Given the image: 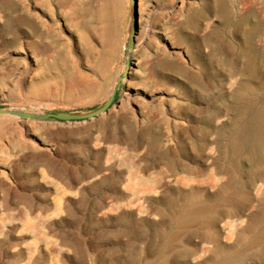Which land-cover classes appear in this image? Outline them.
<instances>
[{
	"label": "rangeland",
	"instance_id": "1",
	"mask_svg": "<svg viewBox=\"0 0 264 264\" xmlns=\"http://www.w3.org/2000/svg\"><path fill=\"white\" fill-rule=\"evenodd\" d=\"M147 1L141 13L139 0H27L56 54L37 56L38 69L35 42L21 30L17 45L0 47V264H264V0H250L247 27L260 38L243 45L257 73L236 90L227 73L243 62L234 31L243 0H224V21L208 16L211 55L194 39L206 34L198 29L209 0ZM192 12L200 17L190 20ZM180 29L185 41L173 49L162 34ZM5 34L0 27V42ZM189 44L200 68L181 54ZM139 57V67L170 65L167 91H133ZM112 95L97 119L40 118L92 112ZM138 98L154 107L159 141L110 148V127L131 119Z\"/></svg>",
	"mask_w": 264,
	"mask_h": 264
},
{
	"label": "bare ground",
	"instance_id": "2",
	"mask_svg": "<svg viewBox=\"0 0 264 264\" xmlns=\"http://www.w3.org/2000/svg\"><path fill=\"white\" fill-rule=\"evenodd\" d=\"M209 1H210V3H209L210 4V7H206L204 9V12L201 13V18H203L204 20L207 21L208 20V16L214 15L219 20L220 19L221 20L223 19V21H224V20L228 19L229 11L226 8V4H225V1L224 0H209ZM21 3H22V7H19V5H18L19 3L16 4V5H14L10 0H0V27L2 28L3 31H5V33H6L5 35H10V37L7 38V40H5V42L4 41H1L0 42V47L8 48V47H13V46L17 45L19 43V39L21 38L18 30L23 31L25 33V35H27L28 38H31L35 42V43H32L35 52H33L31 54V58L33 59L34 64L37 65L38 66V69H39L40 68V65H39V61L40 60L37 58V56L38 57L41 56V57H43L45 59H50L49 57H52V55L54 54V52H52V45L51 44H48V42L44 40L43 35L39 32L40 26L38 25V23L36 21L38 19V16L35 14L36 12L33 13L31 11V6L27 2V0H21ZM249 3H250V0H243V1H241L239 3L241 5V7H242V10H241V13H240V17L237 19V21L234 24V31L236 33L237 32H241L239 34V37H241V41L242 42L240 43V47H242V48H240L237 51V54H239L241 57H243V62H242L241 66L238 69H234V70L231 69L227 73V76L229 78L228 81H227V88L229 90H234V89L236 90V89L240 88L241 86H243V84H244L243 82L245 81V79L247 77V72L250 73V75H252V76H254L257 73V70H256L257 66L254 63V61L252 60V57L250 56V54H251L250 51L247 52V50L245 48H243V45L247 42V40H250L253 36L254 37L255 36H258V38H260L259 37L260 32L258 30H256L255 27H253V28L252 27H249V26L247 27V25H248L247 23L251 19V14H250V11H249ZM61 5H64V4H61ZM138 5H139L140 12L143 13L144 10L146 9V7L148 6V1L147 0H139ZM65 7L66 6H64V8ZM67 8H69V7H67ZM70 8L72 9L73 8V5ZM235 8H236V6H235ZM197 17H200V16L198 15V13H195V12H192L189 15V19L190 20H195ZM42 18H44V17L42 16ZM179 19H181V18H179ZM211 21L205 22V24H203V27L202 28H199V29L197 28L198 31H202V32H204L206 34H203V35H195L194 36L195 37L194 39H195V47H196V49H198V51H202L205 48H210V51H209L210 54L209 55H211V54L214 53L213 47H214V44L216 43V40L214 41V39H213V37L215 36L216 25L213 22H211ZM73 22H75V19H74ZM76 22H77V20H76ZM178 22H180V21H178ZM178 22H177V24H178ZM40 23H41V26H42L44 22L40 21ZM221 23H224V22H221ZM74 24H76V23H74ZM70 25H71V23H70ZM74 26H76V25H74ZM231 26H233V25H231ZM173 29H175V28H173ZM259 30H261V29H259ZM179 31H173L171 33H169L170 31L169 32L167 31L168 33H163L162 34L164 40H166L168 42L169 46L171 48H173V49L176 46L182 47V44L185 41V38L183 37V34L181 33V29ZM25 37H23V39ZM64 39H66V38H64ZM18 46L20 48V45H18ZM22 47H23V45H22ZM59 49H61V47ZM28 52H30V51H28ZM182 53L185 54L186 61L191 66L196 65V66H199V68L201 67V65L198 63L200 57H198L197 52L194 51V49L192 48V45L191 44L186 45L184 48H182L181 49V54ZM209 55H207V56H209ZM160 58H162V56ZM140 60L141 59L139 57L136 60L135 64H134L135 65V68H139V71H138V81L136 82L138 88H132L131 87L133 89V91H135V93L137 95H139V97H141V98H145L146 96L149 95L148 92H147V90H153V91L154 90H162V91H167L168 89H166V86L168 84L169 79H168L167 75L164 74V70L166 69V67L169 68L170 65L169 64H166V63H162V61L159 62L158 59H156V60H151L149 62L146 60L148 62L147 65L145 64L144 67H139L140 62H141ZM219 61H220V59H219ZM21 63L23 65H26V58L23 61L21 60ZM40 71L41 70H39V73H40ZM134 71H135V69L133 68L132 69V73ZM34 75H35V73H34ZM172 77H174V76H172ZM223 78H225V77H223ZM184 87H186V86H184ZM189 97H190V95H189ZM140 99H139V101L136 102L137 109L135 111H130V113L132 114L131 119L122 118L121 119V123H120L121 124V127H117V126L116 127L113 126L114 128L113 127H110V132H109V134L106 137V142L109 144V146H110V144H113L115 146L116 145H122L124 147L137 150V149H140V148L147 149L150 146L152 147L153 145H155L159 141L160 137H159V134H157V132H156L154 126H153L154 125V121H153V117H152V114H151L152 113L151 111L154 109V107L153 108H150L149 105H147L146 103L142 102L143 100L140 102ZM163 102H164V100L162 99L161 100V103L159 105H161ZM168 102L170 104L169 105L170 106L169 108H178V106L180 105V101H174V100H171V98L168 99ZM184 102H186V101H184ZM5 105L8 106V104H5ZM176 110H178V109H176ZM121 112H122V110H121ZM154 117H155V115H154ZM217 123H219V122H217ZM260 126L262 128V124L261 123H260ZM261 128H259V129H261ZM252 130H253V128H252ZM262 130H263L262 131V134H264V122H263V129ZM258 133L259 132L257 130V134ZM260 134L258 135L259 137H260ZM16 145L18 146V149L16 150V153L19 154V155H22L23 148L20 147V145L17 144V143H16ZM110 148H112V145L110 146ZM110 150H112V149H110ZM211 152H213V151H211ZM10 161H11V159H10ZM144 169H146V168H144ZM53 172L56 175H60V173H58L55 170H53ZM163 176H165V174H163ZM161 183H163V182L161 181L160 184ZM85 186H86L85 184H82L78 188V191H81ZM153 190L154 189H149L147 192L148 193H152V192H154ZM45 200H47V199H45ZM21 201L26 202L28 204V209H29L30 212H33L34 211L35 207L31 204V202L28 199L21 198ZM114 209H115V207H114ZM116 209H117V207H116ZM113 210H111V212ZM108 212H110V211L108 210ZM113 212H115V210ZM106 213L107 212L105 210V213L104 214H106ZM55 214L56 215H59L60 213L55 212ZM21 220H23V219H21ZM19 222H21V221H19ZM24 222L26 223V221H24ZM61 222L62 223L63 222L67 223V222H72V220H70L69 218L68 219H65L64 218V219H62ZM21 223H23V222H21ZM27 223H29V221ZM230 230H232V229H230Z\"/></svg>",
	"mask_w": 264,
	"mask_h": 264
},
{
	"label": "water",
	"instance_id": "3",
	"mask_svg": "<svg viewBox=\"0 0 264 264\" xmlns=\"http://www.w3.org/2000/svg\"><path fill=\"white\" fill-rule=\"evenodd\" d=\"M114 100V95L110 97V99L99 109L88 112V113H82V114H66V113H47L43 116H40L42 119H55L58 121H83V120H89V119H97L102 114L106 113L108 109L111 107ZM4 111L0 109V113H3Z\"/></svg>",
	"mask_w": 264,
	"mask_h": 264
}]
</instances>
